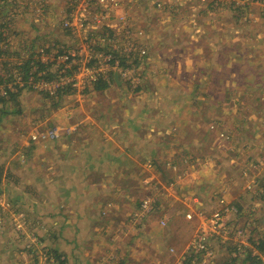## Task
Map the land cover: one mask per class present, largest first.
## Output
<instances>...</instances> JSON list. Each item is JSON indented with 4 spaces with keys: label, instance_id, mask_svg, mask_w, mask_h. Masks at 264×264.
<instances>
[{
    "label": "rangeland",
    "instance_id": "obj_1",
    "mask_svg": "<svg viewBox=\"0 0 264 264\" xmlns=\"http://www.w3.org/2000/svg\"><path fill=\"white\" fill-rule=\"evenodd\" d=\"M97 2L0 0L7 86L38 71L0 105L22 110L0 126V264H57L72 232L88 264H264V0Z\"/></svg>",
    "mask_w": 264,
    "mask_h": 264
},
{
    "label": "trees",
    "instance_id": "obj_2",
    "mask_svg": "<svg viewBox=\"0 0 264 264\" xmlns=\"http://www.w3.org/2000/svg\"><path fill=\"white\" fill-rule=\"evenodd\" d=\"M1 13V12H0ZM1 35H2V33L0 32V42L1 41H4L2 38H1ZM36 42V40L35 41H33V43H35ZM35 45H32L31 47H34ZM47 51H49V48L47 49ZM2 53V52H1ZM61 53H63V52H61ZM107 53H109V54H111V56H112V59L110 60V62L113 64L115 61H116V59H118L119 57H121L119 54H118V52H117V50L115 49V50H111V52H107ZM125 54H123V58H124V60H126L127 59V55H131V56H133L135 53H134V51H130V53H128V52H124ZM72 59V58H71ZM121 59V58H120ZM136 61H137V63H140L141 61H139V60H137L136 59ZM68 62H69V60H68ZM94 62H96V61H94ZM31 63H32V60H28L25 64H23V65H20V66H18V67H16V70L14 71V72H12V74H10L9 75V78H10V80H9V82H14V81H18V83L16 84V87H17V93H15V92H12V90H11V88H9L8 86H7V80L6 79H8V78H6V76H4V77H2L1 76V78H0V87L2 86V84L3 83H6L5 84V87H4V89L1 87L0 88V105H5L6 106V104H7V99H8V97H10V99H13L14 100V98L16 97V96H18L19 94H21L22 93V90L24 89V86H21V84L22 83H28V81L31 79V76H33V77H37L38 76V71H36V72H33L32 71V66H31ZM1 64V63H0ZM39 64L41 65L40 66V70H44V68H46V66L44 65V63H42V62H39ZM93 64V63H92ZM4 65H6V63H4ZM128 67H130L129 65H127ZM2 67L4 68V66H3V64H2ZM77 66H73V68H76ZM4 71H6L5 70V68H4ZM110 73L112 72V70H110L109 71ZM68 73H70L69 71L67 72V74ZM65 75V74H64ZM110 75H113V73H111ZM50 76H52L53 78L55 77V75H52V74H50ZM40 77H42V76H40ZM113 77V76H112ZM45 80H47V81H49V79L47 78H45ZM113 80V79H112ZM31 81V80H30ZM34 81H35V78H34ZM92 84H94L95 85V90L96 91H104V90H107L108 89V87H109V82L107 81V80H105V79H102L101 78V80L100 81H98L97 83H92ZM60 89V88H59ZM61 91V90H60ZM58 91H55V95H58V96H60V94L59 93H57ZM46 94L47 95H49V92H46ZM22 112V110H16V111H12V112H9L8 110H3L2 111V113L0 114V126H2V125H5V123H4V118L5 117H10V116H13V115H15V114H20ZM15 113V114H14ZM2 128H0V130H1ZM57 139H59V138H57ZM0 147H1V143H0ZM9 175H11V173H9ZM1 177H2V175H0V179H1ZM15 179H16V177H15ZM1 181V180H0ZM33 191H34V189H32ZM233 205H235V202L233 201V203H232ZM236 207H240V205H239V203H237V205H235ZM238 213H240V212H238ZM261 223L263 224V226H264V220H262L261 221ZM230 240L232 241V238H230ZM43 241V239L42 240H40V242H42ZM223 242H226L224 245L226 246L227 244H229L230 242L229 241H223ZM222 242V243H223ZM238 245L240 246V248H241V250L242 249H245V250H247L248 248L246 247V246H243L242 244H241V242L240 243H238V242H235V245L234 246H236L237 248H235V250L234 251H236V252H238V253H240L241 254V250H239V247H238ZM231 247V246H230ZM258 249L261 251V252H263L264 253V240L263 241H261L260 242V246H258ZM234 253V252H233ZM247 252H245V254H246ZM237 254V253H236ZM48 255L50 256V258H54L55 259V263H57V264H70V262H69V260H68V258H67V256L64 254V253H62V252H59L58 251V249H55V248H50V250H49V252H48ZM242 256V255H241ZM187 258V259H186ZM185 259H186V262H185V264H192V259H193V257H186ZM235 259H237V258H235ZM249 259L248 258H246L245 259V262L246 261H248ZM121 261V262H120ZM119 261V263H117V264H126V261L125 260H120ZM259 262H260V260H259Z\"/></svg>",
    "mask_w": 264,
    "mask_h": 264
},
{
    "label": "crops",
    "instance_id": "obj_3",
    "mask_svg": "<svg viewBox=\"0 0 264 264\" xmlns=\"http://www.w3.org/2000/svg\"><path fill=\"white\" fill-rule=\"evenodd\" d=\"M36 1V0H35ZM38 2V1H37ZM36 3V2H35ZM38 3H40V1L38 2ZM41 4V3H40ZM38 17H39V15H38ZM92 32V34L94 35L95 34V32H93V31H91ZM182 48V49H181ZM181 48H179V49H177V51L178 52H180V53H182V51H183V47H181ZM115 75V78H116V73L114 74ZM152 123H153V121H152ZM136 129L137 128H135V131H136ZM131 130H134V127L132 126L131 127ZM88 134H85L84 136H82V138H79L77 141H78V144L76 145V147L78 148V149H76V147H74L75 145L74 144H76L75 143V139H73V141H72V144H71V146H70V143H68V147L69 148H72L73 149V154L76 156V155H78L79 154V146H81L82 148H91L90 147V144L92 145V148L93 147H95V146H93V143H92V139H91V137L90 136H88V137H86ZM65 136V135H64ZM66 138H69L68 140L70 141V137L69 136H66ZM79 142H80V144H79ZM74 149H76V150H74ZM116 160H118V158H116ZM86 163L87 164H90V163H92L91 161H89V162H87L86 161ZM92 165H94V163L92 164ZM17 182H22V179L20 180V179H17ZM23 185V184H22ZM21 185V186H22ZM31 192H34L32 189L30 190ZM32 196V195H31ZM77 218H79V216L77 217ZM82 218L83 217H81L80 219L82 220ZM79 228H81V229H84V230H86V228H84V224H83V222L82 221H80V223H79ZM80 233H82V232H80ZM72 234H73V241L70 239L69 241H71L74 245H75V249H73V247H71V249H70V251L73 249V251H72V253L71 254H68L67 255V250H68V248L67 247H64V246H62L63 248H61L60 249V244H56L55 245V249H58V251L59 252H62V253H64L66 256H67V258H68V260H69V262H70V264H88L89 263V261H90V258L88 257V256H84V255H86V252L84 251V253H81L82 251H81V248L82 247H84V240H82L80 237H76L75 236V233L74 232H72ZM54 238H55V236H53ZM86 238H87V235H86V237H85V243L87 242V240H86ZM56 239V238H55ZM65 245H66V243H65ZM69 246V245H68ZM87 246V245H86ZM83 249V248H82ZM82 257H84V258H82ZM112 259H114V256H112V255H110L109 257H108V263H110V260H111V262H112ZM121 260H125V259H121ZM121 262V261H120ZM115 264H117V263H115ZM126 264H132V263H130L129 261L128 262H126Z\"/></svg>",
    "mask_w": 264,
    "mask_h": 264
},
{
    "label": "built area",
    "instance_id": "obj_4",
    "mask_svg": "<svg viewBox=\"0 0 264 264\" xmlns=\"http://www.w3.org/2000/svg\"><path fill=\"white\" fill-rule=\"evenodd\" d=\"M97 1H98L97 2L98 4H99V2L101 4H104V3L108 2V4H113L114 6H118L117 0H97ZM158 5L161 6V4H158ZM84 7H85L84 4H82L81 8H84ZM84 10L86 11L88 9L85 8ZM77 14H78V12L73 11V14L71 13V20L74 22V25H77L78 22H80V26L83 28L85 26L84 20L87 21V18L78 17ZM65 25L67 27H73V25H72V23H70V21H67ZM73 57L74 56H72V55H70L69 57L66 55V59H67L66 61L70 60L71 58L73 59ZM103 71H106V70H98V69L94 70L93 76L90 79L91 84L92 83H97L98 81L101 80V78H102L101 77V73H103ZM1 76L4 77L5 74H4V68L0 65V78H1ZM51 136H53V138H58L60 136V134H59V132H57L56 134L54 133V135H51ZM222 203H223V205H225V202H222ZM142 208L148 210L149 206L148 205L146 206V205L143 204ZM221 213H222L221 210H217L214 213L213 217L211 218V220H212L211 223L213 224V227L215 228V230L212 229L211 231H213V233L216 232L219 235H220V232H217V229H220L224 225V223L221 221V220H223V218L221 217ZM207 234H205L203 236V238H201V239H200V237L198 238V242L200 244H198V245L194 244V248L195 249H198V250H201V251L202 250H207V247L204 245L205 244L204 240L206 239L205 237H207V238L209 237L210 233H207ZM185 260L186 259H184L181 264H184Z\"/></svg>",
    "mask_w": 264,
    "mask_h": 264
},
{
    "label": "water",
    "instance_id": "obj_5",
    "mask_svg": "<svg viewBox=\"0 0 264 264\" xmlns=\"http://www.w3.org/2000/svg\"><path fill=\"white\" fill-rule=\"evenodd\" d=\"M116 79H118V74L116 75Z\"/></svg>",
    "mask_w": 264,
    "mask_h": 264
},
{
    "label": "clouds",
    "instance_id": "obj_6",
    "mask_svg": "<svg viewBox=\"0 0 264 264\" xmlns=\"http://www.w3.org/2000/svg\"><path fill=\"white\" fill-rule=\"evenodd\" d=\"M59 137H60V136H59ZM59 137H58V138H59Z\"/></svg>",
    "mask_w": 264,
    "mask_h": 264
}]
</instances>
